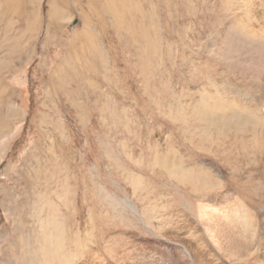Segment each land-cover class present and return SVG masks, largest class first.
I'll list each match as a JSON object with an SVG mask.
<instances>
[{"label": "rangeland", "instance_id": "1", "mask_svg": "<svg viewBox=\"0 0 264 264\" xmlns=\"http://www.w3.org/2000/svg\"><path fill=\"white\" fill-rule=\"evenodd\" d=\"M27 2L0 18V264H187L156 223L192 217L172 147L264 218V0Z\"/></svg>", "mask_w": 264, "mask_h": 264}, {"label": "bare ground", "instance_id": "2", "mask_svg": "<svg viewBox=\"0 0 264 264\" xmlns=\"http://www.w3.org/2000/svg\"><path fill=\"white\" fill-rule=\"evenodd\" d=\"M27 1L0 0V18L7 17V15L8 17L14 15L20 17L21 7L28 3ZM27 23L25 21L28 28L30 22ZM245 146L230 147L223 154L228 158H224H231L235 161L241 157L243 160L246 159L249 150H246ZM257 154L258 152L256 155L253 152L249 155L256 157ZM215 156L219 161L221 160L219 158L221 155ZM200 163V157H196L194 154H177L173 147L164 153L160 151L157 154L154 162L155 167L152 168H156L157 174L165 175L168 184L186 195L188 204L183 203V205L193 217L186 215V219L183 220L185 226L182 227L179 223L180 220L171 221L173 218L169 219L171 214L167 212L165 205H161L156 220L157 229L161 231L159 236L172 237L177 244L175 250L182 253L187 264H264V218L261 220V217L259 218L254 213L255 211L240 194L224 196V193L216 192L219 185ZM167 215L170 216L167 217ZM194 219L197 225H195ZM161 225L164 228L160 227ZM183 229L185 230L182 231ZM259 256H261L260 260ZM158 264L160 263L158 262Z\"/></svg>", "mask_w": 264, "mask_h": 264}]
</instances>
